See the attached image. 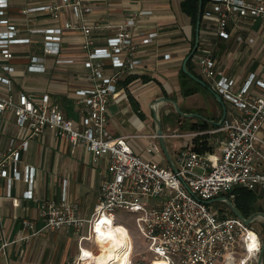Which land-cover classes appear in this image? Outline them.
Wrapping results in <instances>:
<instances>
[{"label":"built area","instance_id":"obj_1","mask_svg":"<svg viewBox=\"0 0 264 264\" xmlns=\"http://www.w3.org/2000/svg\"><path fill=\"white\" fill-rule=\"evenodd\" d=\"M93 1L51 0L22 10L23 15L44 12L54 19L65 17L62 29L79 30L85 36L89 85L77 90L83 118L76 122L66 116L59 105L51 103L49 94L37 101L27 92L13 87L11 76L15 71V54L12 47L31 40L21 37V26L12 20L11 1L0 0V118L6 113L12 114L19 131V135L10 138L7 150L0 151V178H6L9 183L6 197L12 198L13 181L24 180L29 187L25 198H34L36 169L27 165L22 175L18 165L22 153L29 150V140L41 137L46 129H50L57 138L72 146L84 144L92 154L94 164L105 157L109 162V176L102 181L97 206L88 220L76 216L78 207L67 201L66 191L59 203L41 201L38 215L45 222L44 229L59 230L70 226L82 229L87 224L88 232L81 241H93L95 223L105 215L117 223L116 212L124 210L135 215L136 228L147 242L153 259L163 258L170 264H258L263 239L254 225L255 220L247 224L229 206L216 212L207 201L220 198V202L226 203L225 197L233 200L238 187L251 191L264 188L262 49L255 57L260 60L257 69L243 80L229 76L212 54L199 59L203 80L222 97L225 113L209 131L164 133V138H192L208 133L223 134V138L217 142V150L205 153L195 150L196 143L181 145L172 158L174 170L168 163L144 159L137 154L129 141L134 136L116 137L109 130L108 108L120 97L121 74L123 70L134 71L143 60L135 55L136 17L116 25V33L105 47H93L92 36L99 29L98 23L94 24L89 18L94 10ZM67 13L72 19L66 18ZM202 19L216 20L220 38L230 39L235 34L238 43L255 45L257 37L244 27V21H264V0H204ZM262 27L264 36V25ZM62 29L30 31L43 33L44 52L57 55L61 52ZM156 36L157 33H151L146 41L150 42ZM107 61L119 71L108 76ZM152 139L147 153L163 156L157 133ZM10 167L14 169L12 176ZM58 181L59 177L55 176L54 182ZM13 204L18 206V199H13ZM22 225L21 240L37 234L34 221L24 218ZM31 230L33 233H28ZM248 233L258 237L259 248L252 252L248 251ZM9 244L5 241L0 246V253H4ZM82 251L80 247V254ZM92 252L96 253V250ZM77 264H80L79 259Z\"/></svg>","mask_w":264,"mask_h":264},{"label":"crops","instance_id":"obj_2","mask_svg":"<svg viewBox=\"0 0 264 264\" xmlns=\"http://www.w3.org/2000/svg\"><path fill=\"white\" fill-rule=\"evenodd\" d=\"M10 1L11 18L21 26V37L31 40L29 43L12 47L15 54V71L11 76L13 87L15 90L27 92L37 101L43 95L49 94L52 104L59 105L66 116L81 122V97L77 90L89 85V69L86 67L88 52L84 49V34L79 30L62 29L65 17L62 20L54 19L44 12L22 14V10L28 6L48 3L51 0ZM183 1L94 0V10L89 15L91 22L99 25V29H96L92 36L94 48L105 47L108 39L116 33V25L129 17H136L135 55L143 61L134 71L122 69L119 80L121 94L117 101L110 104L108 115L111 134L116 137L134 136L129 141L136 153L144 159L157 160V157H163L148 154L146 151L148 144L154 141L152 136L157 133L152 104L162 95L176 100L183 95L184 85L197 89V92L191 95L203 92L205 99H197L191 104L186 103V97L191 95L185 99L181 97L184 99L182 105L185 106L182 109L185 113L202 115L203 118L195 117L187 122L192 124L208 121L211 126L207 131L222 119L225 111L224 105L214 96L211 89L200 83L196 84L191 77H183L184 61L193 50L196 39L192 18L182 10ZM143 12L147 13L142 14ZM66 18L72 19V15L67 13ZM244 23V27L257 37L255 45L238 43L235 34L230 39L220 38L216 20L202 19L200 44L194 56L197 55L200 59L212 54L218 64L224 66L229 76L237 80L245 79L249 72L256 70L259 65V57L255 58L259 49H262L264 56V21L248 19ZM31 29H62L60 54H46L44 34L31 32ZM151 33H157V36L147 42L146 39ZM193 57L191 69L203 80L201 69L198 63L193 61ZM118 71L119 69L113 68L107 61L108 76ZM174 119L178 121L179 126L171 130L174 124L167 123L165 134L197 131L190 130L187 126L183 128L184 121L177 115ZM17 135L19 131L14 116L6 113L0 118V151H6L10 138ZM205 135L213 150H217V142L223 138V134ZM197 139L198 137L167 138L166 144L171 157L175 158L181 145H192ZM29 143V150L22 153L18 169L24 175L27 165L35 167L34 198H25L29 187L24 180L13 181L12 198L6 197L9 183L6 178H0V246L5 241L10 243L5 252L0 253V264H76L80 247L95 249L92 241H81V237L88 232V225L82 229L74 226L59 230L44 229L45 222L38 215L40 202L52 200L59 203L63 191H66L67 201L78 207L76 216L90 219L98 203L102 181L109 176V162L104 157L98 164H94L92 154L84 144L72 146L70 142L57 138L55 132L50 129H46L39 138H31ZM165 157V164H170L166 155ZM9 171L12 176L13 167H10ZM55 176L59 177L58 182H54ZM252 192L254 213H264V188L258 187ZM13 199H18V206L13 204ZM24 218L35 222L34 231L37 234L31 239L21 240L24 234ZM28 233L32 234L33 231Z\"/></svg>","mask_w":264,"mask_h":264},{"label":"rangeland","instance_id":"obj_3","mask_svg":"<svg viewBox=\"0 0 264 264\" xmlns=\"http://www.w3.org/2000/svg\"><path fill=\"white\" fill-rule=\"evenodd\" d=\"M193 61L198 63L199 58L197 57V55H195L193 57ZM195 83L197 84L198 82L196 81ZM198 92H199V90H198ZM162 96H165V97L168 98L167 95H162ZM181 97L185 99L186 96L185 95H182V96L180 95L178 97V99L175 100V102L177 103L178 107L183 111L185 106L182 105L184 99H181ZM186 98H188V99H186V103L191 104L193 101H195L197 99H202V100L205 99V96H204L203 92H199V94L191 95L190 97H186ZM175 109L176 108L174 107V104L171 103V102H163V103H160L158 105V107H157V115L162 121V125H163V128L165 130L163 132H167L166 131V125L169 122H172L174 124L171 130H173V129H175V128H177L179 126L178 121H176L174 119L176 117L175 113H177V112H175ZM148 111H149V109H148ZM151 117L153 118V116H151ZM184 122H185V127L186 126L188 127L189 123L187 121H184ZM261 136L264 138L263 129L261 131ZM164 158L166 159L165 155H163V157H157L156 159L159 162L166 163ZM233 200H235V199H233ZM211 206H212L213 210H215L216 212H219L220 209H226L229 205L227 203H222L220 201H216V202H213ZM116 213H117V221L119 223L123 224L124 226H126L127 229L130 232V235H131L132 244H133V252H132V257H131V264H139L140 262H143L144 264H151V261L154 258V256L148 250L147 242L143 239V237L140 236V234H139V232H138V230L136 228L135 215L131 214V213L127 212V211H124V210H118ZM254 223H255L254 224L255 227L258 228L259 231L261 232L262 239H264V220L262 218H258V219H256L254 221ZM94 243H97L95 241V238H94L93 246H94V248L96 250L95 254H97V252H99L100 246H99V244H97V246H98L97 247ZM76 264H77V262H76ZM80 264H83V263L80 262ZM153 264H155V261H154Z\"/></svg>","mask_w":264,"mask_h":264},{"label":"water","instance_id":"obj_4","mask_svg":"<svg viewBox=\"0 0 264 264\" xmlns=\"http://www.w3.org/2000/svg\"><path fill=\"white\" fill-rule=\"evenodd\" d=\"M203 5H204V0H199V10H198V15H197V22H196V39H195V45L193 47V50L191 51V53L187 56V58L184 61L183 64V71L189 76L191 77L193 80L197 81L198 83H200L203 86H206L210 89V87L207 85V83L200 79L198 76H196L194 73H192L189 69H188V62L189 60L194 56V54L196 53V51L199 48V44H200V30H201V24H202V13H203ZM214 94V96L219 100V102L221 104H224L222 97L214 92L213 90H211ZM163 102H171L174 104V107L176 108V112L179 113L180 116L185 117V118H203L202 115L197 114V113H185L184 111H182L177 103L175 102V100L171 99V98H167L165 96L160 97L159 99H157L156 101L153 102L152 104V110L155 114L156 117V123H157V135L159 136V141L162 147L163 152L165 153V155L167 156L169 163L171 164L172 168L174 170H176L174 161L172 160V157L168 151L167 148V144H166V140L164 138V132H163V127H162V121L161 119L158 117L157 115V107L160 103ZM225 113V111H224ZM225 200V202L229 205V207L232 209V211L234 212V214L236 216H238L239 218L243 219L247 224L252 223L254 220L258 219V218H262L264 219V213L263 212H256L253 213L251 216H249L248 218H245L240 211L238 210L237 206L235 205L234 202H232L229 198L225 197L223 198ZM220 198L218 199H214V200H209L207 201V204H212L213 202L219 201ZM258 264H264V240H263V246H262V252L258 258Z\"/></svg>","mask_w":264,"mask_h":264},{"label":"trees","instance_id":"obj_5","mask_svg":"<svg viewBox=\"0 0 264 264\" xmlns=\"http://www.w3.org/2000/svg\"><path fill=\"white\" fill-rule=\"evenodd\" d=\"M182 10L186 12L188 15L191 16L192 22L194 25V29L196 28V22H197V15H198V10H199V0H184L181 3ZM195 44V41H194ZM188 69L193 73V70L191 69V59L189 60L188 64ZM183 77L186 79L189 78V76L182 71ZM190 79V78H189ZM197 92V89L189 86V85H184L182 93L185 96H189L191 94H194ZM176 115L179 117L180 120L183 121H191L193 118H183L180 116L178 113ZM189 123V122H188ZM187 128L190 130H197V131H206L211 125L208 124V121H197L193 122L192 124H189ZM182 127H185V122L182 123ZM186 128V127H185ZM196 146L195 150L205 153L208 151H213V147L209 144L207 136L203 135L198 137V139L195 141ZM234 199L233 200L240 211V213L244 217H249L254 213V207H253V192L251 190H247L244 188H236L234 191ZM116 224H121L117 221ZM139 264H144L143 262H140Z\"/></svg>","mask_w":264,"mask_h":264},{"label":"clouds","instance_id":"obj_6","mask_svg":"<svg viewBox=\"0 0 264 264\" xmlns=\"http://www.w3.org/2000/svg\"><path fill=\"white\" fill-rule=\"evenodd\" d=\"M94 231L102 249V254L93 258L95 264H115L116 261L119 264H129L127 254L123 255V257L118 254L119 250L129 240L127 230L123 226H114L112 217H102L95 223ZM247 238L250 241L248 251L257 250L259 248L258 237L254 233H248ZM104 245H107V247H104ZM83 256L89 257L90 253L85 251ZM228 260L230 261L231 258L229 257Z\"/></svg>","mask_w":264,"mask_h":264},{"label":"bare ground","instance_id":"obj_7","mask_svg":"<svg viewBox=\"0 0 264 264\" xmlns=\"http://www.w3.org/2000/svg\"><path fill=\"white\" fill-rule=\"evenodd\" d=\"M103 217H107L106 215L103 216ZM113 224L114 226L115 225H120V226H123L126 230H127V233H128V237H129V240L126 242L125 246L123 248H121L118 252V254L123 257V255L127 254L128 255V259H130V256L132 255V252H133V244H132V239H131V235H130V232L129 230L127 229L126 226H124L123 224H116L114 223L113 221ZM93 233H95L94 231V227H93ZM95 241L97 243H95L96 245L99 244V242L97 241V234L95 233ZM94 238H93V242H94ZM100 246V244H99ZM98 247V246H97ZM104 247H107V245H104ZM84 248V247H83ZM87 251L90 253V256L89 257H84L83 256V253ZM102 254V249H101V246H100V249H99V252H97V254H95V252H92L91 249H88V248H84L83 251H82V254H80V262H82L83 264H95V260L93 259L94 257H98L99 255ZM155 261V264H170L167 260L163 259V258H155L151 261V264H153ZM115 264H119L118 261L115 262ZM129 264H131V261L129 260Z\"/></svg>","mask_w":264,"mask_h":264}]
</instances>
